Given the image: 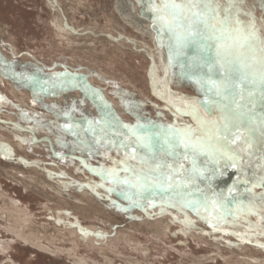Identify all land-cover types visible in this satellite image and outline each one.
<instances>
[{"label":"rangeland","instance_id":"obj_1","mask_svg":"<svg viewBox=\"0 0 264 264\" xmlns=\"http://www.w3.org/2000/svg\"><path fill=\"white\" fill-rule=\"evenodd\" d=\"M125 1L133 12L152 23L151 14L142 11L140 0ZM85 2L91 5L92 12L82 10V15H76L77 23L74 22V27L71 26L70 34L75 37L79 36V39L91 37L87 34L101 37L102 30L108 23L105 24L101 17L104 12L111 15L112 5L115 7L114 0H85ZM245 4L249 5L245 9L252 10L258 19L264 16L260 6L261 0H245ZM114 13L116 20L114 27L118 32L126 34V39L130 40L126 47V53L137 54L129 48L136 39L139 44L142 42L151 43L145 24L139 23V26L147 34L139 27H135L129 19H125L119 13ZM38 17L41 19L39 20ZM53 18L54 14L51 8L47 7L45 0H0V138L8 140L7 143L12 144L3 148L5 144L0 142V206L11 202V200L18 201L20 205L30 210L31 215H34L37 226H52L66 234H68L67 230L80 231L87 230L89 227L99 232L103 230L109 236L114 232H124L126 238L120 240L119 253L111 254L114 264H229L230 262L224 259L232 256L230 249L238 251L235 248L237 245H247L254 250V252L250 250L249 253L264 262V221L260 219L261 216H264V212H259V209H257L259 214H249L245 210L235 213V218L228 216L226 221L217 222L209 217L203 209L197 214L191 208L182 207V202L179 200L175 201V207L171 206L170 196H156L151 203L143 201L142 206L134 205L122 194L125 190L124 185L115 184L93 171L101 166L112 167L109 157L115 158L116 152L113 150L105 154V149L100 148L98 152L89 154L87 150H82V146H78L75 136L59 127L68 122L63 116L57 117V112L62 110V104L55 103L53 99H60V92L63 91L64 94L70 92L75 95L77 89L86 102L93 104L97 111V116L94 118L99 117L100 111L97 105L100 104V101L93 102L91 95L84 91L85 84L90 89L99 90L103 100L109 105H111L109 100L119 104L118 108L123 114L122 118L119 117L115 108L112 109V106L110 111L123 123L134 125L137 118L141 123H144L145 118H152L157 124H170L179 121L176 118L173 119L174 117L171 115H164L167 112H162L157 120L160 107L165 105L164 102L162 103L164 99L155 94L156 92L163 93V91L159 88L160 66L154 51L149 53L150 57L145 60L146 69L144 71L137 70V74H132L131 69L123 65L120 60L113 62L110 66L111 69L106 65L109 52L106 56L99 53V57L95 61L100 62V66L110 72L112 76L117 77V80L113 79L114 83L111 85L108 84L112 82L110 79L102 82L99 81V75L97 79L94 78L96 75L91 70V74L86 70H83V74L78 73L84 67L79 65L88 63L90 58L93 59L92 56L80 51H70L67 49L68 46H60L57 43L52 49L50 48L54 42L51 35L53 31L50 27ZM242 19H246V17H242ZM91 20L93 22L101 20L102 25L98 24L93 31L91 30L92 32H88L85 25L92 22ZM107 27L110 29L109 24ZM118 34L112 32L110 35L118 38L121 35ZM121 38L124 37H119L118 41ZM150 48L152 49V46ZM141 54L143 53L137 55ZM61 58L65 59L64 65L60 64ZM129 63L139 65L135 60L129 61ZM143 72L148 80V89L144 87V81L140 77ZM173 72L178 74L179 69H170L168 84L170 90L178 96L195 98L197 96L195 86L191 82L179 78L178 75H173ZM62 73H68V76L58 75ZM24 75H36L41 81H49V84L55 80L57 86L49 87L47 92L36 95L31 84L23 79ZM123 76H127L129 80L133 81L132 85H127L118 78ZM66 80L69 83L61 87V82ZM73 80L75 86L71 83ZM119 85L122 90L118 88ZM133 85L136 86V89L131 87ZM175 85L178 87L175 88ZM124 89L129 92V96L126 95ZM140 89L150 94L149 97L153 103H145V96L140 94ZM104 91L110 99L103 95ZM34 100L35 103H33ZM51 105L56 107H48ZM81 112L83 114L86 112L84 115L91 118L86 110ZM81 112L74 113L77 120L80 119L78 117ZM181 119L192 123L191 117L184 116ZM21 137L29 141L19 147L17 143ZM56 140H60V142H56ZM34 171H37V174L44 180L53 182L67 198H72L79 193L78 190L83 189L93 201L102 204L101 207L107 212L109 221L102 222L96 217L90 219L89 214L86 216L72 215L65 211L63 206H53L56 204L55 201L48 199H53L56 194L50 189L39 195L32 188H24L21 181L25 182L38 177L35 175L36 173L33 174ZM237 176H240L241 180L244 179L235 169L228 168L224 175L216 176L210 183L217 192L223 191L227 194V188L233 185ZM208 183L209 181H205L201 187H206ZM254 191L259 193L264 189L257 188ZM68 201L72 202L70 199ZM256 203L259 204V201L257 200ZM47 205L52 207V212L49 211ZM213 216H219V213H213ZM192 220H195L194 223ZM159 221L169 222L166 226L165 236L160 239L152 236L149 225H142V223ZM4 223L0 219V242H11L13 235L5 232ZM210 223L215 227L210 226ZM135 229L138 230L135 231ZM151 230L155 231V229ZM196 233L206 240L212 235L221 237V242L216 240L220 244L224 259L220 257L212 259L210 256H215V248L198 242L193 235ZM64 246L65 249L69 248L67 243ZM79 246L78 256L87 261L89 259L100 261L99 256L89 249L91 246L89 241H80ZM11 247L6 253L0 252V264H72V259L66 258L65 255L55 257L18 241H12ZM136 249H148L149 251L144 254ZM183 253L189 256L182 255ZM208 257L210 259H207Z\"/></svg>","mask_w":264,"mask_h":264},{"label":"snow or ice","instance_id":"obj_2","mask_svg":"<svg viewBox=\"0 0 264 264\" xmlns=\"http://www.w3.org/2000/svg\"><path fill=\"white\" fill-rule=\"evenodd\" d=\"M140 2L142 11L151 14L158 46L167 48L165 77L170 69L178 68L179 73L173 75L191 82L197 96L168 91L166 103L179 122L141 123L137 118L129 125L110 111L111 105L99 90L85 84L84 91L93 102L100 101L99 117L89 118L81 112L77 120L74 113L78 109L73 104L57 112V117L68 121L59 127L75 136L78 146L89 154L100 148L105 154L116 152L115 158L109 157L112 167L93 171L124 185L122 194L134 205L170 196L171 206L179 200L182 207L197 214L203 209L217 222L245 210L264 212V191H254L264 189V16L258 19L246 10L245 0ZM260 6L264 12V0ZM58 75L67 77L68 73ZM23 79L36 95L57 86L55 80L49 84L36 75ZM71 83L75 86L74 80ZM155 94L165 99L163 93ZM184 116L191 117L192 123L183 121ZM228 168L244 179L237 176L227 194L217 192L210 181ZM205 181L209 183L201 187ZM260 219L264 221V216Z\"/></svg>","mask_w":264,"mask_h":264},{"label":"bare ground","instance_id":"obj_3","mask_svg":"<svg viewBox=\"0 0 264 264\" xmlns=\"http://www.w3.org/2000/svg\"><path fill=\"white\" fill-rule=\"evenodd\" d=\"M45 1L47 3V7L51 8L52 13L54 14V18L51 20V24H50V27L52 28L51 30L53 32L51 30L50 31L52 32L51 35L54 38L53 40L54 42L52 43V46L50 48L52 49L57 43L60 46H64V45L68 46L67 49H69L70 51L84 52L85 54H88L90 57L92 56L93 58L92 60L90 58L87 61L88 63L86 64L82 63L81 65H79L82 67L83 66L86 67L85 69L84 67L81 68L78 71L79 74H83V70H86L89 74H91V71H93L96 75L94 78L97 79V76L99 75L100 77L99 81H102V82L106 81V79H110L112 82L108 84L112 85L114 83V80H117V77L112 76L110 72H108L106 69L100 66L99 64L100 62L98 63L97 61H95L96 58L99 57V53H102L103 56L104 55L106 56L108 52H109V55H108L109 59L108 61H106L108 62V64L106 63L108 67H110L113 64V62H115L116 60H120L122 61L123 65L131 69L132 74H137V70L142 69L144 71L146 69L145 64H144L145 60H147V58L150 57L148 54L154 51L150 48L152 46L151 34L148 33L151 39V43L142 42V44H139V42H137L136 41L137 39H136L132 42L133 44L129 46V48L133 50L135 53H137L138 55L140 53H143L140 56L135 54L136 55L135 56L130 53H126L127 51L126 47L128 43H130V40L126 39L127 37L126 34L118 32L116 28L114 27L115 21H116L114 17L115 15L114 12H116L117 14L119 13L125 19H129L127 16H125L127 14V11L132 12L131 8L129 7L128 4H126L125 0H114L115 7L114 5H112L111 15H107L106 12L103 13V16L101 17V19L104 20L105 24L106 22L108 23L103 28L102 30L103 34L101 35V37H96L93 34H87L88 36H91V37H83L82 39H79L80 38L79 36L75 37L70 34L71 26L74 27L73 23L74 22L77 23V21H75L76 20L75 16L82 15V10H87L89 12H92L91 5H88V2L86 3L85 0H45ZM247 5L248 4H245L244 7H246ZM133 13L137 15L138 17H141L138 13L136 12H133ZM38 19L40 20L41 17H38ZM129 20L133 23L135 27L140 28L139 22H137L135 19L130 18ZM101 23H102L101 20L100 21L96 20V22L92 21L89 24H86L85 28H87L88 32H92L93 29H95L96 26H98V24L100 25ZM108 24L110 25V29L109 27H107ZM150 28L153 31L152 23H150ZM141 30H143V32L145 31L144 29H141ZM112 32H117L121 34V35L118 34L119 35L118 38L119 37H124V38H121L119 39L120 41H118V38H115V36L110 35L112 34ZM145 33L147 34L146 31ZM153 33L155 32L153 31ZM2 36H3V33H2ZM133 60L137 61L139 65H135V63L133 64L134 66L131 65L132 63L130 64L129 61L131 62ZM64 63H65V59L61 58L60 64L64 65ZM160 75H161V70H160ZM140 77L144 81V87L148 89V80L145 78V72H143V74L140 75ZM118 78L121 81H124L125 84L132 85L133 81L129 80L127 76L118 77ZM89 79L94 80L93 78H89ZM159 80H160V83H159L160 90L163 91L164 81L163 79H161V76L159 77ZM116 85L118 86V84ZM120 86L121 85H119L118 88L122 90ZM131 87L133 89H136V86L134 85ZM177 87L178 86L175 85V88ZM169 90H170V87L168 85V91ZM124 91L126 90L124 89ZM139 91H140V94L145 96L144 101L146 104L153 103L152 99H150L149 97L150 94L144 92L141 89ZM170 92L178 96L177 94L173 93L171 90ZM60 93H61L60 95L61 98L60 99L56 98L53 100H55V103L59 102L62 104V110H64L65 108H71V106L75 104L78 111L81 112L83 110H86L87 113H89L88 115L91 118H94L97 116V111H95L93 104L90 102H86L84 98L79 94L77 89H76L75 95L71 94L70 92L64 94L63 91ZM103 95H105L107 99H110L107 96L106 91L103 92ZM126 95L129 96V92L126 91ZM167 96H168V93L165 94V98H167ZM81 101H83V103H80ZM109 101H110L111 106L113 107L112 109L115 108L119 117L122 118L123 114L121 110H119L118 108L119 104L112 100H109ZM162 103L165 106L162 105L160 109L158 108L160 113L157 115L158 117L156 116L157 120L160 118V115H162V112H167V113H164V115L165 114L169 116L171 115L174 117L173 119H175L176 117L173 115L174 109L172 108V106L166 103L165 99L164 101L162 100ZM148 120H153V119L145 118L144 123L147 122ZM28 141H29L28 139L21 137L19 139V142L17 143L18 144L17 146L20 147L22 144L27 143ZM0 142L3 145L5 144L3 148L5 147L7 148L8 145H12L11 143L8 144L7 143L8 140H3L2 137L0 138ZM56 142H60V140H56ZM89 170L91 171V169ZM33 174L37 175L38 177L36 176L37 177L36 179H31L25 182L21 181L22 183L21 185H23L24 188L29 187V188L34 189L33 191H36L37 194L39 195H41V193L43 192H47V189H50L53 193L56 194V196L53 197V199H48L49 201H53V202L55 201L56 204H53V206L55 207L63 206L65 208L64 210L70 212V214L72 215L77 214L80 216L82 215L86 216L87 214H89L90 219L91 218L94 219L96 217L97 220H101L102 222L109 221V218L107 217V214H106L107 212L103 210V207H101L102 204L93 201L92 198L83 189L78 190L79 193L73 196L72 198H69V197L67 198L61 193L60 189L57 188V186H55L53 182L48 181V180L46 181L43 178H41L40 175L37 174V171H34ZM68 199H70L72 202H69ZM47 207L49 211L52 212V209H51L52 207L50 208L48 205ZM0 219L5 222L4 223L5 225L3 228L5 232L9 233L10 235H13L12 241H18L23 245H29L35 249H38L41 252H46L55 257L58 255H65L66 258L72 259L71 260L72 264H114L111 258L112 257L111 254L119 253L118 246H119L120 240L126 238V234L121 231L114 232L113 235L109 236L103 230L99 232V231H96V229H93L91 227H89L87 230H80V231L67 230L68 234H66L65 232H61L59 229H56L52 226L39 227L37 226L35 222L34 215H31L30 210L27 207H23L22 205H20L18 201H12V200L9 203L3 204V206H0ZM168 223L169 222L166 223L165 221H159V222L142 223V225L143 226L149 225L148 227H150L151 229H155V231H152L151 229L149 231L151 232L153 237L160 239L162 236L163 237L165 236L166 234L165 231L167 232L166 226ZM136 230L138 229H135V231ZM193 235L197 239L198 242L205 244L207 247L212 246L213 248H215V256H210L212 259H215L217 257L224 259L221 254L222 249L220 248V244L218 243V240L219 242L222 241L221 237H215L212 235L210 236L211 238L206 240V238L202 237L201 235L197 233ZM80 241H89L91 243V246L89 249H91L95 254L99 256L100 261H95L92 259H89V261H87L85 258L78 256V250H79L78 246H79ZM11 242L1 241L0 242V252L2 253L8 252L9 249L12 248ZM66 243L69 246L68 249H65L64 244ZM235 248L238 251L230 249L231 250L230 253L232 256L230 258L224 259L227 262H230L229 264H264L262 260H260L257 257L254 258L253 255L249 253V251L252 249L247 247V245L246 246L237 245ZM136 250L140 253L144 252V254L147 251H149L148 249H144V250L136 249ZM252 251L254 252V250ZM182 255L189 256L188 254H185V253H183ZM210 257H208L207 259H210Z\"/></svg>","mask_w":264,"mask_h":264},{"label":"water","instance_id":"obj_4","mask_svg":"<svg viewBox=\"0 0 264 264\" xmlns=\"http://www.w3.org/2000/svg\"><path fill=\"white\" fill-rule=\"evenodd\" d=\"M127 16L129 19L130 18H133L135 19L137 22H139L140 24H145L146 27H147V31L149 34H151V37H152V49L155 51L156 55H157V63L160 65V70H161V79H163L164 81V85H163V92L165 94L168 93V84L170 82V79H169V74H170V70L167 74V77H165V67L167 66V55H166V48H161L158 46L157 44V41H156V34L153 33L152 29L150 28V21L144 19V18H141V17H138L137 15H135L133 13V10L132 12H128L127 11V14L125 15Z\"/></svg>","mask_w":264,"mask_h":264},{"label":"crops","instance_id":"obj_5","mask_svg":"<svg viewBox=\"0 0 264 264\" xmlns=\"http://www.w3.org/2000/svg\"><path fill=\"white\" fill-rule=\"evenodd\" d=\"M159 83H160V81H159ZM159 88H160V85H159Z\"/></svg>","mask_w":264,"mask_h":264}]
</instances>
